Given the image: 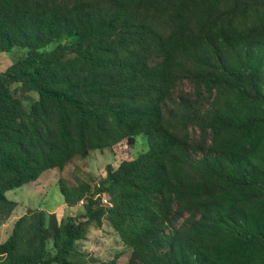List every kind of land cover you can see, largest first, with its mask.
<instances>
[{"label":"trees","instance_id":"16d2710c","mask_svg":"<svg viewBox=\"0 0 264 264\" xmlns=\"http://www.w3.org/2000/svg\"><path fill=\"white\" fill-rule=\"evenodd\" d=\"M13 48L26 55L0 73V226L5 193L44 171L139 137L148 150L96 187L59 179L83 212L28 210L0 264H86L104 226L126 264H264V0H0V53ZM190 127L210 135L199 159Z\"/></svg>","mask_w":264,"mask_h":264},{"label":"rangeland","instance_id":"374dc122","mask_svg":"<svg viewBox=\"0 0 264 264\" xmlns=\"http://www.w3.org/2000/svg\"><path fill=\"white\" fill-rule=\"evenodd\" d=\"M26 55V50L21 48H13L8 53H0V73L4 72L12 63L23 58ZM16 85H12L11 89L14 90ZM262 94L264 95V84L261 87ZM193 92V85L188 82L179 83L175 90V96L182 98L188 93ZM20 96V94H18ZM37 99L36 94H27V99L22 98L24 106L29 107L31 101ZM205 108L211 107V102L204 101ZM191 139L195 143L205 141L200 147V151L195 155V159L201 158L207 151L210 144V135L207 134L203 137L200 131L194 127H190ZM148 150V145L145 144L142 137L138 138V143L134 146H130L127 141L117 146L114 150L94 151L88 157L72 159L63 170L52 169L43 173L39 177V182L34 184H25L20 188L10 190L5 193V197L9 201H13L19 204H23L27 208H39L40 210H49L53 214H56L59 218H62L65 214V208L63 204V196L59 192L58 180L63 179L70 185H77L83 180H88V176L92 175V181L90 184L92 187H96L100 184L101 179L106 175V169L109 165L115 169L126 160L135 158L140 153ZM77 171H79L77 173ZM60 204V206L58 205ZM78 205H81L78 204ZM21 207V206H20ZM21 210V211H20ZM20 213L28 211L24 210V207L19 209ZM37 211V210H36ZM49 214L48 212H46ZM51 214V213H50ZM185 216L180 219L175 227H172L169 231L175 228H179L185 224ZM90 242L88 246L82 245V249L91 254L92 257L86 264H98L100 262H110L116 258L117 253H122L118 260V264H126L129 258V253L125 252L121 246L119 240H117L116 234L112 230L95 231L90 236ZM84 246V247H83ZM88 255V257H89ZM96 257V258H94ZM97 259V260H95Z\"/></svg>","mask_w":264,"mask_h":264},{"label":"crops","instance_id":"0c3cea01","mask_svg":"<svg viewBox=\"0 0 264 264\" xmlns=\"http://www.w3.org/2000/svg\"><path fill=\"white\" fill-rule=\"evenodd\" d=\"M48 171V170H47ZM46 171H44L43 173H45ZM42 173V174H43ZM41 174V175H42ZM40 175V176H41ZM39 176V177H40ZM39 179V178H38ZM36 180V181H34V182H30V183H28V184H32V183H34V184H36V183H38L39 182V180ZM8 192V191H7ZM63 196V195H62ZM64 198V197H63ZM13 202V201H12ZM14 203H16V202H14ZM63 204H64V208H65V211H66V214L62 217V218H59L56 214H54V215H56V217L58 218V220L60 221L61 219H63L64 217H66V216H69V215H71V214H77V213H79V212H83V206H82V203H81V205H77L76 207H74V208H70L67 204H66V202H65V200L63 199ZM59 206H60V204H58ZM24 207V210H30V211H39L40 209L38 208H27V207H25L23 204H19V203H16V207H15V209L13 210V212H12V215L8 218V220L4 223V224H2L1 226H0V243H2V242H4L8 237H9V235H10V233H11V231H12V227H13V224H14V222L17 220V219H19L21 216H23L25 213L23 212V213H21V214H19V215H17V213H20V211H19V209H21V207ZM44 212H48L49 214L51 213V214H53L52 212H50L49 210H43ZM102 229H104V230H108V228H106L105 226L103 227V228H101V229H95V228H92L91 229V231H90V233L88 234V236H87V239L86 240H84L82 243H83V245L84 244H86V246H88L89 245V243H92V242H90V236L93 234V232H95V231H101Z\"/></svg>","mask_w":264,"mask_h":264},{"label":"built area","instance_id":"2783aa9c","mask_svg":"<svg viewBox=\"0 0 264 264\" xmlns=\"http://www.w3.org/2000/svg\"><path fill=\"white\" fill-rule=\"evenodd\" d=\"M103 203L106 204V205L111 206V203H110L109 199L105 195L103 196Z\"/></svg>","mask_w":264,"mask_h":264}]
</instances>
